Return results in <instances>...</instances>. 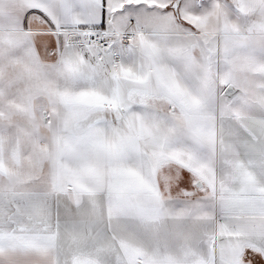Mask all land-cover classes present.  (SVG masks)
I'll return each instance as SVG.
<instances>
[{
  "label": "snow or ice",
  "instance_id": "1",
  "mask_svg": "<svg viewBox=\"0 0 264 264\" xmlns=\"http://www.w3.org/2000/svg\"><path fill=\"white\" fill-rule=\"evenodd\" d=\"M0 264H264V0H0Z\"/></svg>",
  "mask_w": 264,
  "mask_h": 264
}]
</instances>
